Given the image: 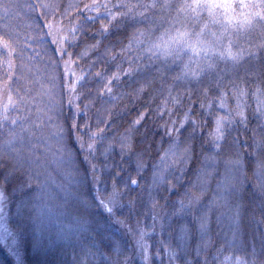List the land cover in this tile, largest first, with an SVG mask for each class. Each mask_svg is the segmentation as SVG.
Returning <instances> with one entry per match:
<instances>
[{
	"label": "snow or ice",
	"instance_id": "obj_1",
	"mask_svg": "<svg viewBox=\"0 0 264 264\" xmlns=\"http://www.w3.org/2000/svg\"><path fill=\"white\" fill-rule=\"evenodd\" d=\"M20 7L0 0V21H6L0 23L4 264H66L54 255L61 241L79 248L73 264H264V0H35L26 7L40 13L44 24L36 27L51 38L55 54L47 78H27L23 88L17 81L25 69L31 72L26 49L33 37L11 23ZM129 28L126 42H111L114 31ZM145 96L151 103L121 130L113 111L118 102ZM57 112L62 122L52 124ZM249 112L257 120L251 129ZM149 120L159 121L169 138L150 167ZM45 127L54 129L57 152L74 166V186L53 188L37 163L38 150L51 146V137L42 142L37 135ZM197 131H206L199 154ZM117 148L121 161L134 164L126 176L115 164L98 169V153L107 161ZM193 161L195 180L176 191ZM250 183L251 204L245 198ZM172 195L178 199L169 213ZM133 215H150L152 223L138 218L133 226ZM252 223L255 231L246 232ZM113 225L132 236L131 251Z\"/></svg>",
	"mask_w": 264,
	"mask_h": 264
},
{
	"label": "trees",
	"instance_id": "obj_2",
	"mask_svg": "<svg viewBox=\"0 0 264 264\" xmlns=\"http://www.w3.org/2000/svg\"><path fill=\"white\" fill-rule=\"evenodd\" d=\"M14 3H18L21 7L17 10V14L16 16L12 19L11 23L16 26L18 28V30L21 32L22 36H27V35H31L33 37V39H31L29 41V47L26 49V58L27 56H31L32 60L29 62L30 67H31V72H29L27 69L24 70V77L22 79H20L19 81H17V84L23 88L25 85V81L27 78H35L37 76L39 77H43V78H47L48 73L51 70V57H53V55L55 54V45L52 43V40L50 37L44 35L43 33L40 32V28L36 27L37 24L39 25H43L44 24V20L40 19V13L36 12L33 13L31 12L30 9H28L26 7L27 4L29 3H34L35 0H13ZM61 3L66 5L67 3H69V0H61ZM0 23H6V21H0ZM65 24H67V21H65ZM31 26V27H30ZM99 26V22H97L95 27ZM95 28L92 29V31H94ZM132 29L129 28L127 30H123L121 29L118 32L113 33V35L110 37L111 42L115 43L121 39H124L126 42V36L127 34L131 31ZM47 32V29L44 30V33ZM92 32H89L88 35H91ZM83 42V40H82ZM79 49H77L78 51ZM69 51H72V49H69ZM57 60H59V57H56ZM85 65H81V67H84ZM99 67V66H98ZM175 67V66H174ZM178 71V69H176ZM60 73L61 75L63 74V67H62V63H61V68H60ZM3 72H0V75H3ZM34 74V75H33ZM14 87H16V85H14ZM92 87H95V84H92ZM122 91L123 92H128L130 90V88L126 85H121ZM107 99V97H105ZM47 102V101H45ZM158 102V101H157ZM66 103V101H65ZM147 103H151L148 100V97L145 96L144 99L139 100V101H131L130 102V98L129 97H125L124 100L118 102V107L116 109H114V120H115V124L119 125L121 130L122 128L126 125V123L128 121H130L131 119L134 118V116L137 114V111L140 109L141 105L147 104ZM100 107L99 102H97L96 106L93 107L92 109V114H93V118H92V123L93 125H95V113H96V108ZM152 107H155V103H152ZM193 107H198V105H193ZM253 107H255V105L253 104ZM68 115V109L65 107L64 108V116ZM60 113L57 112L54 114V119L51 121L52 124H56V123H61L62 120L61 119H57L56 117H59ZM249 116V129L256 127L257 125V120L254 118V116L252 115L251 112L248 113ZM45 123H49L48 121H45ZM114 130H115V126H114ZM54 131V129L50 128V127H45L44 129L40 130L37 132V135L40 136L42 138V140H44L47 136H50V134H52V132ZM241 134H240V140L241 143H243L244 140V135L243 130L241 129ZM113 133H109L108 135L111 136ZM237 132L233 131L232 132V136L236 137L237 136ZM141 136L145 135V129L141 128ZM185 135H187V132H185ZM204 135H206V131L204 133H201L200 131H197L196 133V141H195V150L196 153L199 154L201 152V145L203 144V137ZM247 135L250 137L252 135L251 131L249 130L247 132ZM140 139V136L137 137V140ZM146 139L151 143V149H152V154H151V158H156L157 153L156 150L157 149H165L168 147L169 145V138L165 135L164 133V129L160 126V122H153L151 120L147 121V132H146ZM105 142L104 144L98 145V148L100 150H102L105 146H106ZM147 147V145H145ZM204 148L207 149L208 145L204 144ZM76 152H79V148H75ZM38 155H39V160L37 161V163H39L42 166V171L48 176V172L50 171V174H52L54 172V170L56 169H60V167H47L48 165L46 164V154H44V151L41 150V148L38 150ZM59 155L65 160V162L67 163V168L69 170L74 169V166L69 163L68 161V157L66 155H62L59 153ZM80 160V165L82 168H87V165H85L83 163V156L81 155L79 157ZM119 161H121L120 155H119V149L117 148L115 151V154L112 155L110 157L109 160L105 161L104 157L99 155L98 153V169L105 163H108L110 165L115 164L118 165L121 169H124V172L122 173V175L126 176L128 175V173L131 170L126 171V168L124 167L123 164H121ZM197 167L195 161H193L187 169V173L186 175L179 181L178 184V188L176 191L178 192H183V190L187 187L191 186V183L195 180V176H194V172L193 170ZM113 171H115V169H113ZM134 175V172L132 173ZM175 176H180V172L179 171H175L174 172ZM76 179H78V177L76 176ZM89 179H91L89 177ZM213 187L215 186L214 183L212 185ZM101 187H103V184L101 185ZM140 193V189H137L135 193H131V196H137V194ZM251 193V183L248 186V192H246L245 194V198L246 200L251 204L253 201V196L250 194ZM147 194H144V199L146 200ZM211 197V193H209L208 198L210 199ZM178 199V197L176 195H172L170 197V199L168 200V205L169 207H167L165 209V211L167 212H171V205ZM127 202V198L125 199V203ZM164 203V200H161V204ZM248 211H252L251 208L248 209ZM123 216L127 217L128 216V212L125 211L123 213ZM140 219L141 223H147V224H151V217L150 215L145 219V217L143 215L137 217L135 215H133L131 217V219L129 220V223L132 224L133 226H135L137 219ZM260 219V211H259V205L258 203L255 206V220L259 221ZM69 222L68 220H65V223ZM113 231L114 234L120 238L121 240L124 241L125 243V248L128 251H131L134 248V241L131 235L127 234L125 229H120L118 225H113ZM213 231H212V235L213 238H216V232L219 231V229L217 228V226L215 224H213L212 226ZM256 229V224L252 223V224H246V232L248 231H252L254 232ZM159 229H157L158 231ZM260 231H264V226H260ZM164 238L167 239V233L164 234ZM156 239H160L159 236L156 237ZM150 243H152L150 241ZM193 247H195V243H193ZM60 250V249H59ZM154 251V249H153ZM58 252H55L54 255L56 256ZM67 253L68 255L62 256L59 255L57 256V258L62 259L66 262V264H73L74 258L79 256L80 254V250L79 248H75V250L73 249L72 246H68L67 249ZM211 254V253H210ZM6 258V252L3 249V247H0V264H4Z\"/></svg>",
	"mask_w": 264,
	"mask_h": 264
},
{
	"label": "rangeland",
	"instance_id": "obj_3",
	"mask_svg": "<svg viewBox=\"0 0 264 264\" xmlns=\"http://www.w3.org/2000/svg\"><path fill=\"white\" fill-rule=\"evenodd\" d=\"M48 137H51V146L48 147L45 144L44 146L41 147V150L44 151V154H46V164L48 165L47 167H50V168H52V167L55 168L58 166L60 167V169L54 170V172L52 174H50V171L48 172V176L52 182L53 188H55V186L59 185V184L74 186L75 180H76V175H75L74 169L69 170L67 168V163L65 162V160L57 152L58 145L55 143V137L51 136V134H50V136H47L46 138H48ZM42 142H43V140H42ZM158 159H159V157L151 158L149 161V167L151 166V163L153 161H156ZM119 162L124 165V167L126 168V171L134 168V164L131 165V167H130L129 163L127 162V158H125L124 161H119ZM171 171L174 173L177 170L175 168H173ZM146 199H147V197H146ZM206 202H207V200H205V203ZM188 219L191 220V216H189ZM150 222H152V221H150ZM63 223L65 224V226H69V222L65 223V221H64ZM58 224H59V222H57V225ZM69 236H70V240H76L77 239V235L75 233H70ZM68 246H72L69 241L58 242L57 246H56V251H55V252H58L56 257L59 255H62V256L68 255V253H67Z\"/></svg>",
	"mask_w": 264,
	"mask_h": 264
}]
</instances>
